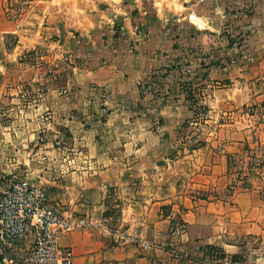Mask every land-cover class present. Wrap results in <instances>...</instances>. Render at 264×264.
Here are the masks:
<instances>
[{"label": "crops", "instance_id": "crops-1", "mask_svg": "<svg viewBox=\"0 0 264 264\" xmlns=\"http://www.w3.org/2000/svg\"><path fill=\"white\" fill-rule=\"evenodd\" d=\"M225 10L238 11L243 50L205 68V129L185 127L189 99L164 76L206 61L189 49L208 47ZM3 89L0 194L26 180L91 220L59 238L72 264H264V0H0Z\"/></svg>", "mask_w": 264, "mask_h": 264}, {"label": "built area", "instance_id": "built-area-1", "mask_svg": "<svg viewBox=\"0 0 264 264\" xmlns=\"http://www.w3.org/2000/svg\"><path fill=\"white\" fill-rule=\"evenodd\" d=\"M87 218H70L51 204L43 186L29 184L26 180L9 178L0 194V244H12L26 238L31 240L22 264H72L70 247L59 245V238L66 232L90 226ZM147 250L153 247L139 241ZM176 260L190 259L186 251L171 249ZM204 264H249L241 257L218 256L205 258Z\"/></svg>", "mask_w": 264, "mask_h": 264}, {"label": "rangeland", "instance_id": "rangeland-1", "mask_svg": "<svg viewBox=\"0 0 264 264\" xmlns=\"http://www.w3.org/2000/svg\"><path fill=\"white\" fill-rule=\"evenodd\" d=\"M192 20L195 24H193L194 28H197V30H201V29H205V26H202L203 21L199 18H197L196 16H192ZM196 24L202 26H197ZM39 66H41V64H39ZM172 67H174L173 69L175 70H181L183 69L185 73L184 77H189L190 81H186L184 79L183 76H176V75H167L164 77H167L168 79H170V83L171 84H175L179 87L180 84V88L184 90V94L186 95V99H189V109L193 111V117L190 118V121L188 123L185 124V127L187 126H193L194 129H198V130H202L205 129L204 125L205 123L203 122L205 115L208 111V107L205 104L204 100H205V61L202 60V58H200V55H195L194 58L190 61V62H182L179 64H175ZM29 75L27 73H24L20 76V79L23 83L26 82L25 85H28V80ZM192 84L194 87H192ZM24 85V88H26V86ZM3 91L5 93H0V100H5V102L7 101H11L10 98L12 96L9 95V92H6L5 89H3ZM13 97H15V99H25L26 98V91H24L23 93H19L18 95H14ZM98 99L100 101H104L106 99V94L105 93H99ZM4 102L5 105L1 104L0 107V115H2V122L0 121V125L2 126H9V123L5 120V116L3 113H5V111L8 109V105ZM197 123V124H190V123ZM199 142H193L192 144L195 146H198L201 143ZM15 251H13L11 249V247L5 245V244H0V263L1 264H11L12 262L10 260H14L15 264H22V259L23 256L25 254L22 255H18L16 253H13Z\"/></svg>", "mask_w": 264, "mask_h": 264}, {"label": "trees", "instance_id": "trees-1", "mask_svg": "<svg viewBox=\"0 0 264 264\" xmlns=\"http://www.w3.org/2000/svg\"><path fill=\"white\" fill-rule=\"evenodd\" d=\"M247 9V8H246ZM248 9L246 10V13ZM238 11L234 10H225L224 15L225 19L221 26H219L218 33L205 34L208 37H211L212 40L209 43L208 47L201 48L197 45H194L192 48H188L192 51H204L205 59V68L209 66H220L227 67L231 63H235L237 57L240 56L243 50L244 37L241 33H238L233 25L231 19L232 16H236Z\"/></svg>", "mask_w": 264, "mask_h": 264}, {"label": "water", "instance_id": "water-1", "mask_svg": "<svg viewBox=\"0 0 264 264\" xmlns=\"http://www.w3.org/2000/svg\"><path fill=\"white\" fill-rule=\"evenodd\" d=\"M1 264V263H0Z\"/></svg>", "mask_w": 264, "mask_h": 264}]
</instances>
